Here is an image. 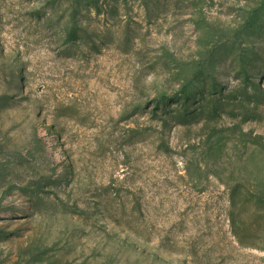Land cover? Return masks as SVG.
I'll return each instance as SVG.
<instances>
[{
	"label": "rangeland",
	"instance_id": "obj_1",
	"mask_svg": "<svg viewBox=\"0 0 264 264\" xmlns=\"http://www.w3.org/2000/svg\"><path fill=\"white\" fill-rule=\"evenodd\" d=\"M0 264H264V0H0Z\"/></svg>",
	"mask_w": 264,
	"mask_h": 264
},
{
	"label": "trees",
	"instance_id": "obj_2",
	"mask_svg": "<svg viewBox=\"0 0 264 264\" xmlns=\"http://www.w3.org/2000/svg\"><path fill=\"white\" fill-rule=\"evenodd\" d=\"M91 4L94 5V6L95 5L96 6L98 5V3L96 1H92ZM77 35H78V32L77 31H71L70 33H68L67 38L72 41V40H74L76 38ZM212 86L213 87H211L210 90H213V91L217 90L216 84H212ZM182 94L184 96L182 99L185 102H187V103L190 102L189 100H190V96L191 95L189 94L188 90L184 89V91H183ZM199 94L206 97V93H204V90L203 89L199 91ZM208 94L211 95V92H209ZM217 110H218V107L217 106H214V107H212V109H211L210 112H212L214 114H218L217 113Z\"/></svg>",
	"mask_w": 264,
	"mask_h": 264
}]
</instances>
